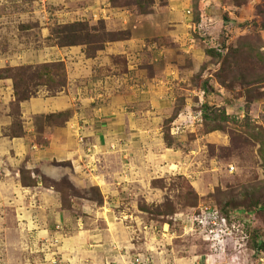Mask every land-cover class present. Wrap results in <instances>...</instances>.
Listing matches in <instances>:
<instances>
[{
    "label": "rangeland",
    "instance_id": "374dc122",
    "mask_svg": "<svg viewBox=\"0 0 264 264\" xmlns=\"http://www.w3.org/2000/svg\"><path fill=\"white\" fill-rule=\"evenodd\" d=\"M31 1L25 0V4ZM114 2L135 9L140 16L143 28L138 39H147L140 65L151 76L165 74L162 81L167 84L164 91L169 94L171 113L160 123L158 136L154 134L158 143L153 139L134 146L123 141L126 150L120 163L102 155L92 157L94 161L88 157L80 169L72 161H55L53 164L64 169L59 178L22 166L17 181L25 192L22 203L34 209L33 217L40 207L51 216V223L58 221V213L65 220L57 223L48 238L29 231L22 240L27 251H21L20 256L32 264H45L47 252L52 254L49 262L70 264L72 256L66 255L64 248L82 232V258L95 256L93 264H109L107 261L121 252L133 259L144 258V264H264V0ZM15 20L13 31L26 43L21 33L28 32L29 23L20 17ZM129 32H123V39ZM53 33L65 42H92L94 38L82 22L55 27ZM106 36L115 39L121 34ZM127 61L123 56L124 69ZM47 72L50 69L43 65L0 71V76L16 74L20 78L17 85L21 83L18 87L24 89L19 96L26 98L35 94L32 85L44 83ZM127 74L128 79H134L129 71ZM133 132H138L136 126ZM3 167L6 165L0 163L1 186L14 176ZM97 175L113 182L111 200L118 201L111 203L119 215L116 218H111L110 209V217L102 209L108 207L105 191L109 186L100 187L92 178ZM43 187L60 197L54 210L43 206ZM15 204L0 203V264H10L7 254L11 253L3 250L6 230L18 228ZM217 213L227 219L231 230L224 236L219 255L212 247V234L189 228L198 215H216L218 229L223 231L226 223ZM106 221L119 244L104 233ZM119 236L125 242L122 247ZM91 260H85L86 264Z\"/></svg>",
    "mask_w": 264,
    "mask_h": 264
},
{
    "label": "crops",
    "instance_id": "0c3cea01",
    "mask_svg": "<svg viewBox=\"0 0 264 264\" xmlns=\"http://www.w3.org/2000/svg\"><path fill=\"white\" fill-rule=\"evenodd\" d=\"M35 2H29L28 5L32 6L29 7L25 0H0V71L36 69L43 65L50 69L43 84L32 85L35 94L26 98L19 96L24 89L18 87L21 83L17 85L20 78L16 74L0 76V99L9 100L0 101V163L6 165L3 167L5 172L11 175L13 171L14 174L6 184H0V203H16L14 210L18 226L5 233L8 240L3 251L11 253L10 256L7 254L10 264H32L20 256L21 251H27L28 245L22 240L29 231L42 239L48 238L54 233L57 223L65 220L58 213L55 216L58 221L51 223V216H47L48 213L40 207L35 209L39 214L33 217L34 209L29 210L25 201L22 203L25 192L17 181L22 166L39 168L42 174L59 178L64 169L53 162L72 161L80 169V163L87 162L88 148L92 155H102L120 163L123 150H126L123 141L125 145L132 142L134 146L149 144L153 139L157 142L160 123L171 113L169 94L165 95L164 91L167 84L162 81L165 74L151 76L140 65V54L147 39H138L143 26L135 9L123 7L114 0H48L47 7ZM17 17L29 23L28 32L21 33L26 43H21L18 34L13 31ZM77 22L87 23L88 31L94 35L92 42H65L60 35H54L55 27ZM143 24L145 26V22ZM126 30H130V35L123 39ZM107 33H118L121 37L107 38ZM27 45L29 48L25 50ZM123 56L128 60L126 69L123 67ZM132 62L135 67L131 66ZM128 71L134 79H128ZM30 85L28 83L29 89ZM134 126L138 130L136 135H133ZM136 152L138 156L142 155ZM92 178L100 187L108 184L109 190L104 191L108 195L109 208L103 206L102 209L107 210L108 217L110 209L111 218H116L119 215L112 209L114 205L111 203L118 201L111 200L115 193L111 188L113 182L111 184L105 175ZM120 178L123 180V175ZM41 189L43 206H51L54 210L60 197L50 188ZM14 194L16 198H11ZM99 215L102 216L101 213ZM109 231L108 226L104 231L106 236L119 244ZM81 237L83 233L79 232L70 239V247L64 248L68 251L66 255L72 256L69 257L70 264L76 258L75 264H86L87 259H92L89 264H93L95 256L85 255L82 258L80 247L84 246V239ZM120 241V247L124 246V240L120 238ZM71 247L78 250L70 252ZM45 253V264H53L49 262L52 254ZM117 256L111 260L119 264H135L131 255L128 257L121 252ZM111 260L107 262L111 264ZM232 264L242 263L234 261Z\"/></svg>",
    "mask_w": 264,
    "mask_h": 264
},
{
    "label": "built area",
    "instance_id": "2783aa9c",
    "mask_svg": "<svg viewBox=\"0 0 264 264\" xmlns=\"http://www.w3.org/2000/svg\"><path fill=\"white\" fill-rule=\"evenodd\" d=\"M41 4L43 7H47L48 4V0H40ZM87 158H91L92 152L90 151V149L88 148L87 150ZM217 217L220 221L224 220V222L226 223V229H224L223 231H221L220 229H218V227H220V225L217 223V218L216 215L212 216V217H207L206 215H198V218H196V221H194L192 223V225L189 226V228L191 230H198L197 232H201L204 235H210L212 234V239H210L212 241V247L214 248V252H216V254H221L223 251V245H224V236L225 235H230V233H228L229 231L231 232L230 228H228L227 225V219L224 217L219 216V213H217ZM208 226H205V224H208ZM210 228L209 234L206 233V231ZM220 232H226L224 234H218ZM209 239V238H207ZM145 259H143V261L140 259L139 257H136L135 262L137 264H144Z\"/></svg>",
    "mask_w": 264,
    "mask_h": 264
},
{
    "label": "bare ground",
    "instance_id": "6f19581e",
    "mask_svg": "<svg viewBox=\"0 0 264 264\" xmlns=\"http://www.w3.org/2000/svg\"><path fill=\"white\" fill-rule=\"evenodd\" d=\"M91 156L95 158L96 155H91ZM143 259H144V258H143Z\"/></svg>",
    "mask_w": 264,
    "mask_h": 264
},
{
    "label": "trees",
    "instance_id": "16d2710c",
    "mask_svg": "<svg viewBox=\"0 0 264 264\" xmlns=\"http://www.w3.org/2000/svg\"><path fill=\"white\" fill-rule=\"evenodd\" d=\"M262 247L264 248V245H262ZM218 255V254H217Z\"/></svg>",
    "mask_w": 264,
    "mask_h": 264
}]
</instances>
